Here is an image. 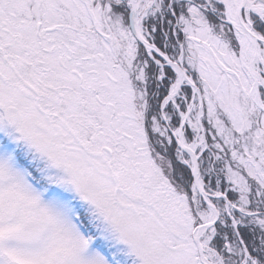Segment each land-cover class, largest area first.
Masks as SVG:
<instances>
[{"label": "snow or ice", "instance_id": "snow-or-ice-1", "mask_svg": "<svg viewBox=\"0 0 264 264\" xmlns=\"http://www.w3.org/2000/svg\"><path fill=\"white\" fill-rule=\"evenodd\" d=\"M0 264H264V0H0Z\"/></svg>", "mask_w": 264, "mask_h": 264}]
</instances>
